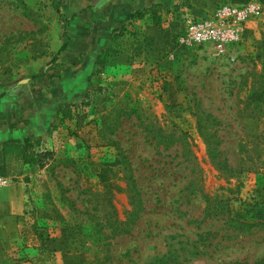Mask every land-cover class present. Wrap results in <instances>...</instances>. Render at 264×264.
Returning <instances> with one entry per match:
<instances>
[{"label":"rangeland","instance_id":"rangeland-1","mask_svg":"<svg viewBox=\"0 0 264 264\" xmlns=\"http://www.w3.org/2000/svg\"><path fill=\"white\" fill-rule=\"evenodd\" d=\"M106 1L0 0V89L59 78L65 49L58 50L71 33L107 34ZM249 1L261 15L223 51L178 44L187 16ZM157 3L159 24L146 13L148 26L110 35L105 63L103 50L82 71L73 69L85 58L70 60L78 79L61 105L70 116L62 118L60 106V118L32 141L36 151L51 152L41 156L43 166L0 169V264L264 259V0ZM97 6L95 19L76 24ZM199 119L207 120L224 171L208 154ZM99 129L117 143H97ZM128 183L139 191L138 213ZM115 220L128 232H114Z\"/></svg>","mask_w":264,"mask_h":264},{"label":"crops","instance_id":"crops-1","mask_svg":"<svg viewBox=\"0 0 264 264\" xmlns=\"http://www.w3.org/2000/svg\"><path fill=\"white\" fill-rule=\"evenodd\" d=\"M110 2L112 1L107 0L103 3V5L107 3L106 6H108L107 10L109 11L108 17H105L107 20L105 23L106 35L92 39L89 37V33L86 37H81L79 33L69 35L67 47L62 52L59 63L56 65L59 66L57 69L60 75L59 78L38 80L35 82L34 87H31V83L28 82L27 85L9 86L0 89V165L3 164L1 144L4 141L32 142L33 139L44 136L49 131L52 123L55 122L54 118L60 116L58 109L65 102V95L71 88L72 83L78 79V76L72 74L73 71L84 70L88 58H92L104 50L109 36L119 28L127 25L135 28L148 26L149 15L145 14L142 18H136L134 17L135 12L142 7H149L157 3L158 0H115L117 3L113 6H110ZM99 7L101 6L86 11L85 15H78L76 24L84 18L89 20L90 16L95 19L96 13H100ZM112 10H115L114 14L111 12ZM85 43L86 49L84 53H80ZM79 56L85 59H83V63L78 62L76 69L72 71L71 67L73 66L69 65L70 60ZM30 96L31 101L28 103L27 98ZM41 96H45V99ZM47 106L48 108H46Z\"/></svg>","mask_w":264,"mask_h":264},{"label":"trees","instance_id":"trees-1","mask_svg":"<svg viewBox=\"0 0 264 264\" xmlns=\"http://www.w3.org/2000/svg\"><path fill=\"white\" fill-rule=\"evenodd\" d=\"M158 6H159L158 3H154V4L150 5L149 7H146L142 11L137 10L135 12V17L136 18H142V17H144V14L151 13L153 23L155 25H158L160 22V17L156 15V8ZM124 33H125V29H124V27H121L117 32H114L113 34H111V40L122 38L124 36ZM64 49H65V45H62L59 48L58 53L62 52ZM109 50H110V48H107L101 52L100 57H99V63H101V64L105 63L106 55L109 52ZM52 60L55 61L56 56ZM43 76H44L43 74L39 75V77H43ZM60 112H61L62 118L69 117L70 112H71V107H69V105L61 106ZM198 122H199L198 123L199 131L203 135L205 143L207 144V151H208L209 156L211 157L212 162L217 166V168L224 171L225 169H224V166L222 165L221 161L215 160V156L217 154V149H216V146L213 145V143L211 142L212 135L210 133H208V127L209 126L207 124V120L203 121L202 119H199ZM104 131L105 130H103V129H99L97 131V135H96L97 143L108 144V145L117 143L113 139L107 137L104 134ZM34 147L35 146L32 142L22 143L21 141H4L1 144V150H2V154H3V164L0 165V169L1 168L4 169V170H2L3 175H8V173L5 172V169L10 162H15V163L20 162L21 164L38 165V166L42 167L43 161L41 159V156H51V152L46 151V152L40 153V152L36 151ZM126 190L129 193V197H131V203L133 205L135 204V200L132 197L133 193L130 194V190H131V192H135V195H137V213H138L142 209L141 205H139L141 202V199L138 196L139 195L138 189L136 192V187L133 185V183H128L126 186ZM113 210H114V208H113ZM134 213H136V212H134ZM111 216L113 217V215H111ZM116 220L113 223H110L111 227L113 228V231L118 232V233L128 232L129 229H128L127 224L122 222V225H119V224H117L118 221H116ZM35 226H36V222L33 223V227H35ZM228 264H264V259L254 261L252 263L251 262H243V261H234V262H230Z\"/></svg>","mask_w":264,"mask_h":264},{"label":"built area","instance_id":"built-area-1","mask_svg":"<svg viewBox=\"0 0 264 264\" xmlns=\"http://www.w3.org/2000/svg\"><path fill=\"white\" fill-rule=\"evenodd\" d=\"M260 15L261 7L255 1L223 3L204 17L187 16L177 42L187 47L211 44L217 51H223L226 45L239 40L249 19ZM4 183L5 178L0 176V186Z\"/></svg>","mask_w":264,"mask_h":264}]
</instances>
